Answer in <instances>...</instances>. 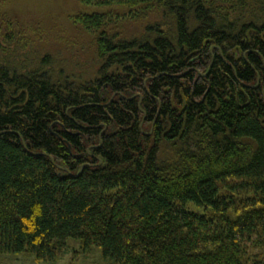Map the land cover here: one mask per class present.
Masks as SVG:
<instances>
[{
  "label": "trees",
  "instance_id": "obj_1",
  "mask_svg": "<svg viewBox=\"0 0 264 264\" xmlns=\"http://www.w3.org/2000/svg\"><path fill=\"white\" fill-rule=\"evenodd\" d=\"M5 1L0 254L264 264V0H77L67 57Z\"/></svg>",
  "mask_w": 264,
  "mask_h": 264
},
{
  "label": "rangeland",
  "instance_id": "obj_2",
  "mask_svg": "<svg viewBox=\"0 0 264 264\" xmlns=\"http://www.w3.org/2000/svg\"><path fill=\"white\" fill-rule=\"evenodd\" d=\"M4 2V0H1ZM12 12L25 15L36 27L35 46L46 45L53 54L67 57L69 34L73 28L70 17L83 7L77 0H6ZM6 5V6H8ZM21 12V13H19ZM33 28V27H31ZM72 38V39H73ZM79 40V37H77ZM86 39H81V43ZM85 43V42H84ZM0 264H111L102 250L93 247L87 253L81 252L80 243L71 240L68 251L57 262H38L34 256L25 254H0Z\"/></svg>",
  "mask_w": 264,
  "mask_h": 264
}]
</instances>
